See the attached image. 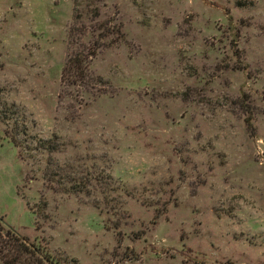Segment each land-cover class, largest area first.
I'll return each mask as SVG.
<instances>
[{"label": "rangeland", "instance_id": "374dc122", "mask_svg": "<svg viewBox=\"0 0 264 264\" xmlns=\"http://www.w3.org/2000/svg\"><path fill=\"white\" fill-rule=\"evenodd\" d=\"M0 220L55 264H264V0H0Z\"/></svg>", "mask_w": 264, "mask_h": 264}, {"label": "trees", "instance_id": "16d2710c", "mask_svg": "<svg viewBox=\"0 0 264 264\" xmlns=\"http://www.w3.org/2000/svg\"><path fill=\"white\" fill-rule=\"evenodd\" d=\"M88 15L92 25L83 23L84 16ZM98 17L99 13L95 9L87 10L85 14L75 9V26L70 28L69 33L74 49L69 54L61 73V81L64 83L85 89L91 86L93 82L89 69L91 59L96 55L100 41L107 37V28L96 20ZM95 31L98 33L94 34ZM88 34L90 39L86 45L83 39ZM0 264H55V262L44 249L29 244L0 220Z\"/></svg>", "mask_w": 264, "mask_h": 264}]
</instances>
